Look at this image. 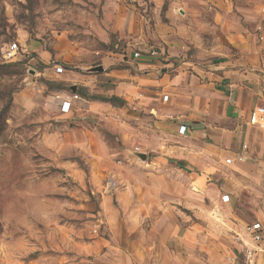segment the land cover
I'll list each match as a JSON object with an SVG mask.
<instances>
[{"label":"rangeland","instance_id":"1","mask_svg":"<svg viewBox=\"0 0 264 264\" xmlns=\"http://www.w3.org/2000/svg\"><path fill=\"white\" fill-rule=\"evenodd\" d=\"M202 1L0 0V264H98L106 209L122 208L132 160L139 168L143 153L167 160L188 150L155 126L140 87L106 75L103 62L134 73V60L163 52L162 32L174 33L180 50L172 58L164 50L165 62L190 60L191 14ZM248 2L256 30L264 0ZM13 42L19 51L7 61ZM185 170L172 233L190 249L179 251L191 264H229L240 229H226L222 179L194 164Z\"/></svg>","mask_w":264,"mask_h":264},{"label":"crops","instance_id":"2","mask_svg":"<svg viewBox=\"0 0 264 264\" xmlns=\"http://www.w3.org/2000/svg\"><path fill=\"white\" fill-rule=\"evenodd\" d=\"M248 1L201 2L191 14L190 60L182 55V62H165L179 57L180 50L174 33L162 32L158 37L168 58L164 50L154 51L155 57L142 56L134 60V73L114 68L120 62H103L109 67L106 75L140 87L145 110L155 113L150 116L155 126L174 132L188 150L167 158L177 167L144 153L139 168L132 160L122 208L106 209L109 238L96 241L105 247L98 264H191L189 252L179 251L181 244L190 249L187 238L172 233L173 212L185 193L178 175L186 174L191 164L221 177L223 193L217 201L226 211V229H240L244 235L243 226L250 222L264 226V130L248 123L249 113L264 106V45H258L254 24L248 23ZM177 124L186 126L184 135L177 134ZM198 137H204L203 147L196 143ZM200 151L202 155H192Z\"/></svg>","mask_w":264,"mask_h":264},{"label":"built area","instance_id":"3","mask_svg":"<svg viewBox=\"0 0 264 264\" xmlns=\"http://www.w3.org/2000/svg\"><path fill=\"white\" fill-rule=\"evenodd\" d=\"M261 15L264 16V7L260 8ZM255 33L259 42L264 40V30L261 25L256 27ZM19 46L16 42L9 44L4 52L3 58L7 61H12L18 54ZM150 57H155L156 53L153 51L148 54ZM139 54L135 52L133 58L136 59ZM77 96L67 97L60 102L59 110L61 113L66 114L71 110L73 105V99H77ZM167 100V96H163V101ZM248 123L252 126H257L264 130V106L254 108L248 116ZM187 132V128L184 125L178 127V134L184 135ZM238 162L243 161L242 157H236ZM227 164L231 163V158L225 160ZM223 201L228 200V196H222ZM243 234L235 235L236 241H238L239 248L236 252L231 253L228 256L229 264H264V226L259 221H253L243 226Z\"/></svg>","mask_w":264,"mask_h":264}]
</instances>
